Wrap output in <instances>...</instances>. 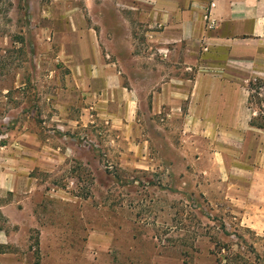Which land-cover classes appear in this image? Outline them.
<instances>
[{"label":"rangeland","instance_id":"obj_1","mask_svg":"<svg viewBox=\"0 0 264 264\" xmlns=\"http://www.w3.org/2000/svg\"><path fill=\"white\" fill-rule=\"evenodd\" d=\"M90 1L87 14L85 0H0L4 249L34 264H264L263 210L211 196L208 161L184 155V118L153 101L182 76L181 53L145 35L161 25ZM79 11L102 51L72 69L62 19ZM249 104L264 125L263 83Z\"/></svg>","mask_w":264,"mask_h":264},{"label":"crops","instance_id":"obj_2","mask_svg":"<svg viewBox=\"0 0 264 264\" xmlns=\"http://www.w3.org/2000/svg\"><path fill=\"white\" fill-rule=\"evenodd\" d=\"M90 5L85 0L87 14ZM100 5L113 20L161 25L159 32L145 35L154 36L159 50L181 53L177 58L183 67L182 76L161 84L153 101L184 118V155L208 161L210 195L264 212V128L252 123L257 112L249 104L248 89L249 82L264 81V0H213L207 9L202 0H101ZM62 20L71 37L70 45H63L67 66L89 68L84 50L101 56V33L87 27L82 11ZM73 22L79 27L70 28ZM68 46L80 50L79 59H73L75 51ZM98 62L105 64L102 57ZM246 227L258 226L248 222ZM5 243L0 236V264H34L31 253L5 250Z\"/></svg>","mask_w":264,"mask_h":264},{"label":"trees","instance_id":"obj_3","mask_svg":"<svg viewBox=\"0 0 264 264\" xmlns=\"http://www.w3.org/2000/svg\"><path fill=\"white\" fill-rule=\"evenodd\" d=\"M255 83H258V84H262L263 83V86H264V82L262 80L256 79V80H253V81L249 82V84H248L249 90ZM258 126L261 127V128H264V125H260L259 124Z\"/></svg>","mask_w":264,"mask_h":264},{"label":"built area","instance_id":"obj_4","mask_svg":"<svg viewBox=\"0 0 264 264\" xmlns=\"http://www.w3.org/2000/svg\"><path fill=\"white\" fill-rule=\"evenodd\" d=\"M209 26H210V28H213L214 23L211 21V22L209 23Z\"/></svg>","mask_w":264,"mask_h":264}]
</instances>
